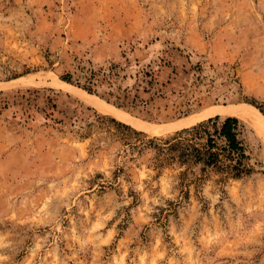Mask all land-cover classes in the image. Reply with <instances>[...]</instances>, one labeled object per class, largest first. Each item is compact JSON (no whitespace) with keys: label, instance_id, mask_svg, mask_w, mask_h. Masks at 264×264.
<instances>
[{"label":"rangeland","instance_id":"374dc122","mask_svg":"<svg viewBox=\"0 0 264 264\" xmlns=\"http://www.w3.org/2000/svg\"><path fill=\"white\" fill-rule=\"evenodd\" d=\"M77 66H114L120 94L150 72L160 93L118 107L71 84L91 105L54 85ZM263 102L264 0H0V264H264L255 133L232 177L193 161L216 126L189 129L214 116L172 128Z\"/></svg>","mask_w":264,"mask_h":264},{"label":"trees","instance_id":"16d2710c","mask_svg":"<svg viewBox=\"0 0 264 264\" xmlns=\"http://www.w3.org/2000/svg\"><path fill=\"white\" fill-rule=\"evenodd\" d=\"M118 76L119 74L115 71L114 66H111L106 70L102 68L94 70L77 66L75 71L65 70L59 75L62 81L78 86L90 94H98L100 89L105 88L102 93L103 95H106L107 101L111 98L117 100L122 99L120 103L116 102L118 107H123L124 105L122 104L124 102L129 103L127 99H131L132 102H143L144 100H141L138 92L153 91V94L160 93V89L155 87L152 74L150 72H144L143 78L150 77V79L142 80L144 85L140 83L136 85L138 88H141V90L137 87L133 89H125L122 90L123 93L120 94V87H117L115 84V78ZM133 92L135 94H133ZM130 95H132V97H130ZM251 106L254 107L264 119V102L260 105ZM50 107L54 109L56 107L55 103H51ZM48 115H50V117L53 116L52 111L49 112ZM218 116L219 115H216L213 118L200 122L189 129L206 130V126L209 123L216 126L212 133H207L206 146L204 149L193 147L194 149L192 151L195 152L193 161L202 162L206 167H216L217 169L230 174L232 177H239L242 174H248L250 172V168L246 165L248 155L245 153L244 145L239 138L240 130L243 126L245 127V125L241 123L237 117L228 116L217 126L216 123L219 120ZM112 121L132 130L129 125L115 121V119H112ZM189 130L185 129V131Z\"/></svg>","mask_w":264,"mask_h":264},{"label":"bare ground","instance_id":"6f19581e","mask_svg":"<svg viewBox=\"0 0 264 264\" xmlns=\"http://www.w3.org/2000/svg\"><path fill=\"white\" fill-rule=\"evenodd\" d=\"M55 86L61 88L62 90L72 92L79 96L81 99L86 101L91 105H97L95 100L92 98V95L85 93L79 89L74 88L71 84H68L64 81L57 80L54 83ZM101 109V108H100ZM112 114L122 121H126L137 129H140L151 135H160L172 130V128H183L189 125H192L200 120L213 117L216 115L219 116H233L237 117L241 123L252 130L257 136L260 146L261 154L264 157V119L261 114L252 106L246 104H228V105H213L210 108L202 111L201 113L191 114L185 117L178 124L172 126L159 125L146 123L143 121L133 120L125 116L124 114L112 111Z\"/></svg>","mask_w":264,"mask_h":264}]
</instances>
